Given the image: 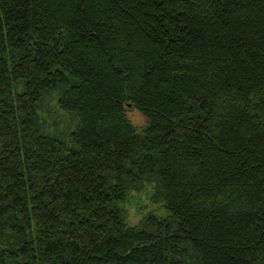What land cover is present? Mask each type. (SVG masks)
Returning a JSON list of instances; mask_svg holds the SVG:
<instances>
[{"label":"trees","instance_id":"obj_1","mask_svg":"<svg viewBox=\"0 0 264 264\" xmlns=\"http://www.w3.org/2000/svg\"><path fill=\"white\" fill-rule=\"evenodd\" d=\"M0 264H264V0H0Z\"/></svg>","mask_w":264,"mask_h":264},{"label":"rangeland","instance_id":"obj_2","mask_svg":"<svg viewBox=\"0 0 264 264\" xmlns=\"http://www.w3.org/2000/svg\"><path fill=\"white\" fill-rule=\"evenodd\" d=\"M53 95L49 96L42 104V120L47 126H49V129L47 130L50 135L67 142L66 137L74 127V120L69 113L59 111L56 107ZM127 115L131 123L137 129L143 128L145 120L138 111H129ZM151 193L152 190L150 188H146L142 192H133L130 194L127 202L124 204V208L126 209L128 216V225H137V223L150 212L154 213L158 217L166 216L167 211L160 204H155L150 200Z\"/></svg>","mask_w":264,"mask_h":264}]
</instances>
